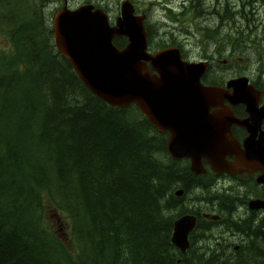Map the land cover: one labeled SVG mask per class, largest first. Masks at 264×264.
<instances>
[{
    "label": "trees",
    "instance_id": "16d2710c",
    "mask_svg": "<svg viewBox=\"0 0 264 264\" xmlns=\"http://www.w3.org/2000/svg\"><path fill=\"white\" fill-rule=\"evenodd\" d=\"M191 1L198 36L216 39L225 22L234 50L235 39L264 46V0L253 15L240 14L242 0ZM149 32L166 45L162 28ZM166 152L136 106H110L83 84L39 4L0 0V264H264L262 227L250 219L239 221L248 233L236 250L200 249L193 238L182 253L172 243L175 220L198 215L185 200L199 178ZM50 208L68 224L67 241Z\"/></svg>",
    "mask_w": 264,
    "mask_h": 264
},
{
    "label": "water",
    "instance_id": "95a60500",
    "mask_svg": "<svg viewBox=\"0 0 264 264\" xmlns=\"http://www.w3.org/2000/svg\"><path fill=\"white\" fill-rule=\"evenodd\" d=\"M93 8L92 5L74 11L65 8L55 19V31L58 48L69 58L84 84L99 98L114 106L137 102L155 123L157 119H166L167 113L191 111L192 117L178 126L189 127L198 120L202 107L208 111L210 106L221 105L223 114L213 120L226 121L229 132L231 122L237 120L233 119L232 109L220 103L223 97L232 104H246L252 119H263L264 107L258 106L260 94L248 84L246 77L228 83L233 90L231 95L221 87H203L200 78L206 63L184 61L178 48H167L155 55L146 51L144 16H135L129 1L122 4V15L116 27H110L107 15ZM116 34L129 37V43L122 50L112 43ZM148 61L155 73L148 68ZM200 128L207 129L211 135L208 125ZM223 144L228 151L231 145ZM172 147L175 153H184L182 148L175 150L174 144ZM206 151L208 149H196L194 154ZM250 157L264 162V147L252 148ZM195 223L194 217L185 216L175 224L173 242L183 251L189 246L188 234Z\"/></svg>",
    "mask_w": 264,
    "mask_h": 264
},
{
    "label": "flooded vegetation",
    "instance_id": "af4514ba",
    "mask_svg": "<svg viewBox=\"0 0 264 264\" xmlns=\"http://www.w3.org/2000/svg\"><path fill=\"white\" fill-rule=\"evenodd\" d=\"M101 3L104 4L105 6H108V4L104 3V1H102ZM112 14H114L115 17H118L119 12ZM179 45L182 46L183 43L181 42L179 43ZM182 50H183L184 59L195 60V58L190 56V54L186 50L184 49ZM236 51L237 53L244 51V46L240 43ZM203 57L210 62L206 72L202 77L203 85L206 86L215 85V86L226 87L227 81L230 78H234L242 75L249 76L250 82L254 84L257 88L258 86L263 85L264 83V75L260 76L259 74L261 71V66H258L256 70L253 69L254 72L250 70V67H242V65L240 64L242 57H239L240 62L234 61V63H232L230 59L224 58L223 55L220 56L218 54H206ZM262 92H263V96L261 100V105L264 104V91L262 90ZM233 109H234V115L236 117L240 119H247L249 117V114L247 113L244 105L240 104L233 106ZM213 110L214 108L211 109V111ZM231 129L235 139L243 146L244 140L250 135L249 131L245 127H241L237 124H233ZM159 131L158 132L164 136V141L166 145V142L170 139L171 131L168 129L159 130ZM262 131H264V121L262 123ZM227 160L229 163L234 164L236 162V157L234 155L227 156ZM206 175H207L206 177L209 178V181L211 179L212 182L210 184L212 185L215 184L218 185L220 183L225 184L226 182L229 183L228 186L224 185L221 188L229 192L225 200H222L220 202V205L222 207H220L218 203L215 204L218 207H220L223 211L225 210L231 211V213L229 214L228 222L235 220L241 221L245 219H250L251 221L254 222L253 223L254 225L259 224L258 223L259 217L261 215L264 216V210L250 209L249 201L251 199H264V184L259 182V178L263 175L262 168L243 167L237 173H233V170H228V169L221 170L218 172L214 170H209L206 173ZM208 207L213 208L214 206H208ZM245 232H241L239 230L235 231L231 227H229V225H225L224 223H217V224L213 223L212 227L206 229V234H210L215 238L217 237L218 245H221L225 242L229 244V241L231 240L236 248H238V246L241 244V241H244L245 236H247V233L245 234ZM210 248L211 247H209V249Z\"/></svg>",
    "mask_w": 264,
    "mask_h": 264
},
{
    "label": "rangeland",
    "instance_id": "374dc122",
    "mask_svg": "<svg viewBox=\"0 0 264 264\" xmlns=\"http://www.w3.org/2000/svg\"><path fill=\"white\" fill-rule=\"evenodd\" d=\"M75 1H80V0H75ZM242 1H243V3H246V4H249V5L253 6L254 8H256L257 5L261 3L258 0H242ZM112 3H113V5L115 4V2H112ZM140 3H141V6H144V7L148 8V9H150L152 12L155 11L154 16L159 17L161 20H163L162 18H165L164 17V13L162 11L161 1H159V0H145L144 2H140ZM48 17L51 18V16L49 14H48ZM229 25H232V24H227L226 30H228ZM190 36L191 37H188L189 39H186L187 38L186 35L179 36L176 40L180 41V42L185 41V40L188 41V42L190 41V43L195 42L196 39L192 35H190ZM245 42L249 43L247 40ZM250 44H252V43H250ZM193 46H194V44L188 45V43H187L186 48H187V50H192V49H194ZM196 51H198V50H196ZM256 52H257L256 50L252 51L251 54H250L251 57H252V54L256 53ZM261 63H262V61H261ZM252 65H253V63H250V67ZM257 68H258V65H256L254 67V70H256ZM63 230L65 231V228H63ZM62 233H63V231H62ZM62 237H64L63 234H62Z\"/></svg>",
    "mask_w": 264,
    "mask_h": 264
},
{
    "label": "bare ground",
    "instance_id": "6f19581e",
    "mask_svg": "<svg viewBox=\"0 0 264 264\" xmlns=\"http://www.w3.org/2000/svg\"><path fill=\"white\" fill-rule=\"evenodd\" d=\"M250 218V217H249ZM236 231V230H235ZM238 234V233H237ZM233 235V234H232ZM235 236V235H234ZM216 239H217V237H216ZM228 239V238H227ZM241 241V240H240Z\"/></svg>",
    "mask_w": 264,
    "mask_h": 264
}]
</instances>
